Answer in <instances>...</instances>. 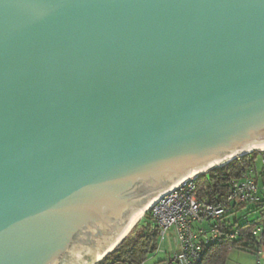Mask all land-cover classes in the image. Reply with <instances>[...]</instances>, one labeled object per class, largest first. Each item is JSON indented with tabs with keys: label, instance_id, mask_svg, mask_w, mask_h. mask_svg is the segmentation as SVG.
<instances>
[{
	"label": "water",
	"instance_id": "obj_1",
	"mask_svg": "<svg viewBox=\"0 0 264 264\" xmlns=\"http://www.w3.org/2000/svg\"><path fill=\"white\" fill-rule=\"evenodd\" d=\"M258 151L264 0H0V264L101 263Z\"/></svg>",
	"mask_w": 264,
	"mask_h": 264
},
{
	"label": "built area",
	"instance_id": "obj_2",
	"mask_svg": "<svg viewBox=\"0 0 264 264\" xmlns=\"http://www.w3.org/2000/svg\"><path fill=\"white\" fill-rule=\"evenodd\" d=\"M256 153L260 169L256 165L251 172L231 177L221 201L197 198L193 178L154 203L149 212L158 228L156 252L166 255V264H200L206 246L226 243L230 250L249 252L256 264H263L264 152ZM251 214L254 220L248 219ZM166 237L169 250L162 246Z\"/></svg>",
	"mask_w": 264,
	"mask_h": 264
},
{
	"label": "trees",
	"instance_id": "obj_3",
	"mask_svg": "<svg viewBox=\"0 0 264 264\" xmlns=\"http://www.w3.org/2000/svg\"><path fill=\"white\" fill-rule=\"evenodd\" d=\"M256 156L257 153L253 152L197 177V198L203 197L210 202L221 201L228 193L229 179L251 172L258 163ZM154 223L148 211L123 242L98 264H145L148 256L158 254V228ZM229 246L228 243L206 246L200 264H226L231 251Z\"/></svg>",
	"mask_w": 264,
	"mask_h": 264
},
{
	"label": "rangeland",
	"instance_id": "obj_4",
	"mask_svg": "<svg viewBox=\"0 0 264 264\" xmlns=\"http://www.w3.org/2000/svg\"><path fill=\"white\" fill-rule=\"evenodd\" d=\"M257 165H258V168L260 169V163L259 162L257 163ZM240 215H241V213L238 214V217ZM254 218H255V215H253V214H251V215L248 216V219L249 220H252V219L254 220ZM169 233H171L173 235V232L172 231L169 232ZM173 243L174 242H172V244ZM162 246H163L164 249L169 250L170 244L168 242L167 237L164 240V242L162 243ZM236 253H237V251H233V253L232 252L229 253V257L231 259L235 258L233 256H235ZM263 255H264V249H263ZM165 261H166V255L163 252H160V253L156 254L155 256L152 255V254L150 256H148L147 259H146V261L144 263L145 264H166ZM263 264H264V260H263Z\"/></svg>",
	"mask_w": 264,
	"mask_h": 264
},
{
	"label": "crops",
	"instance_id": "obj_5",
	"mask_svg": "<svg viewBox=\"0 0 264 264\" xmlns=\"http://www.w3.org/2000/svg\"><path fill=\"white\" fill-rule=\"evenodd\" d=\"M233 251H237L235 254V258L231 259L228 255V260L226 264H256V258L253 254L242 251V250H231L229 253H233Z\"/></svg>",
	"mask_w": 264,
	"mask_h": 264
}]
</instances>
